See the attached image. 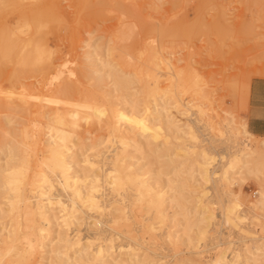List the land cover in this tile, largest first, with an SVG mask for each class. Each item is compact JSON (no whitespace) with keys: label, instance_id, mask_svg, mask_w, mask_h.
Segmentation results:
<instances>
[{"label":"rangeland","instance_id":"1","mask_svg":"<svg viewBox=\"0 0 264 264\" xmlns=\"http://www.w3.org/2000/svg\"><path fill=\"white\" fill-rule=\"evenodd\" d=\"M87 47L104 74L112 69L125 76L134 66L151 73L155 69L153 74L160 76L157 87L165 88L169 72L173 68L179 71L189 86L181 97L198 106L184 118L173 106L176 93L158 94L150 102L161 111L169 109L180 123L194 121L197 141L178 137L165 124L166 118L149 114L142 95L138 94L141 98H136L132 109L124 102L125 90L105 91L112 88L110 77L103 81L104 87H98L83 63L87 62ZM140 59L147 62L142 64ZM253 77H264V0H0V140L16 137L33 120L51 121L70 133L77 161L74 169L83 172L86 168L78 162L83 147L106 137L107 118L112 113L113 120L127 132L128 146L122 152L126 161L146 171L150 179L157 178L165 191L168 217L155 232V241L140 227L146 217L152 221L153 215L136 207L130 188L122 197L104 190L105 200L117 199L131 217L130 234L123 226V230H113L117 226L107 213L102 214L103 222L95 223L98 214L86 208L81 220L66 229L70 235L79 231L83 236L98 231L96 242L107 243L105 239L111 238L114 256L119 254L120 243L129 242L137 248L141 264H150L152 259L156 264H208L219 249L228 253L233 248L243 249L255 234H264V214L260 220H253L251 216L259 210L249 207L259 188H264V146L259 144L264 137L234 132L241 130V124L246 126L248 83ZM142 79L135 88L130 86L132 90L146 86L148 77L143 75ZM223 123L227 124L226 131L220 135L217 128ZM244 143L255 150L253 161L242 168L244 172L239 174L240 169H234L229 182L217 178L206 185L204 203L220 225L203 240L198 257L185 244L187 236L194 240L193 231L184 227L185 213L194 203L192 190L199 179L196 155L199 157L202 149L210 152L215 156L213 168L219 169L225 160L220 156ZM112 152L111 146L92 158L106 167ZM8 158V153H2L0 163ZM225 189L239 200L234 212L246 216L241 222L234 215L224 216L228 199ZM2 190L0 187V228L7 229L10 215ZM173 198L183 207L170 201ZM111 212L115 213L113 209ZM55 223L53 220L52 230L57 228ZM167 228L179 238L174 248L164 237ZM51 246H56L55 240ZM49 253L44 254L42 248L36 263L48 264ZM123 257L125 253L117 255L115 261ZM260 263L264 264V257Z\"/></svg>","mask_w":264,"mask_h":264},{"label":"bare ground","instance_id":"2","mask_svg":"<svg viewBox=\"0 0 264 264\" xmlns=\"http://www.w3.org/2000/svg\"><path fill=\"white\" fill-rule=\"evenodd\" d=\"M87 48V51L84 52L87 62L83 63L86 72L94 75L91 77L98 87L101 85L104 87L103 81L106 80V77H110L112 88L107 87L105 91L125 90L124 102L129 103L132 109L136 106V98L140 97L138 94L142 95L140 98L145 104L144 106L149 108V114L157 113L161 115V118H166L164 119L165 124L168 128L173 129L178 137L182 139L187 137L193 142L197 141L198 134L193 126L194 121L189 122L188 120V123H180L179 119L176 120V117L175 119L170 115L169 109L161 111L157 107L155 108L156 103L151 105L150 102L152 98L155 101L158 94L176 93L177 96L173 98V106L186 118L185 114H188V111L197 104L191 103V100L184 102L181 97L188 91L189 86H186L185 78L179 74V71L173 70L175 68L172 67V71L169 72V85L159 88L157 87L159 81L157 77L160 76L156 77V73L153 74L157 64L153 65L154 70L150 66L153 73L148 69L142 70L144 67L134 66L126 71L127 75L125 76L112 69H108V73L104 74L101 72L102 66L96 64L93 51H90L89 47ZM150 59L147 58L149 61ZM144 61L146 60L143 59ZM149 61L148 64L151 62ZM138 62H142L141 59ZM156 62L159 63V61ZM137 65L139 64L137 63ZM157 74L159 73L157 72ZM143 75L148 77L145 80L146 86L132 90L130 86L133 85L135 88V85L143 83ZM196 79L198 78L196 77ZM191 82L198 85L196 80ZM194 87L196 86H193V89ZM198 88L200 87L198 86ZM152 119L155 120L156 117ZM30 123L28 127L22 128L16 137L0 140V155L6 152L9 157L4 163H0V187L3 189V199L10 215L7 229L0 228V264H37L36 259L42 248L44 254L50 252L47 257L48 264H141L142 260L134 244L120 243L117 246L118 252L120 255L125 253L126 257L115 261V257L119 254L113 255L111 238L105 239L107 243H103L95 241L98 238V231L86 236L81 235L79 231H75L72 235L66 232V229L70 228L72 224L81 220V212L83 208H86V210L98 214L99 218L94 221L95 223L103 222L102 214L107 213L108 219L117 226L113 230L119 231L118 228L123 226L125 232L130 234L132 232L131 217L127 215L125 208L117 199L106 201L104 198L105 189L123 196L125 191L130 188L133 190L131 191L133 192L131 200L136 207L153 215L152 221H149L151 217L148 216L147 220L140 223V227L143 233H148L151 241H155L153 239L155 232L162 228L168 217L165 203L167 197L165 191L159 186L157 178L150 179L146 171H139L133 167V163L126 161L127 157L122 154L129 141L125 128L113 120L111 113L107 118L106 137L83 147V157L78 162H82L86 169L81 172L74 169L77 161L73 155L74 143L69 132L61 126L52 124L51 121L33 120ZM5 124H7V120H5ZM223 124L222 127L217 128L220 135L226 131L224 128L227 127V124ZM240 127V131L235 129L234 132L252 134L245 124H241ZM44 135H46V139ZM259 144L264 146V141ZM111 146L112 159L108 165L106 167L97 165L98 159L96 160L92 156L96 157L102 154L105 149ZM193 153H195L194 150H191V154ZM253 153L255 150L247 143L235 147L233 151L229 150L227 155L220 156L221 159L225 157V160L220 164L221 168H217L219 175L217 169L213 168L215 161L213 154L202 149L199 157L196 155L197 159L194 161L199 169V174H197L199 179L196 187L192 190L195 193L194 203L191 210L185 213L184 227L186 231H193L194 240L187 236L185 244L191 246L198 257L201 256L202 248L200 246L203 240L208 236V233L220 225L219 221H215L213 212L204 203L203 198L208 192L206 185L217 178L229 182L230 171L234 169L237 171L240 169L239 174L244 172L242 168L253 161ZM224 192L228 196L227 203L223 206L224 216L234 215L235 219L241 222L246 216L234 212V204H237L239 200L233 197V193L229 189H225ZM170 201H174L176 206L183 207L177 198ZM170 207L172 206L170 205ZM249 207L252 210H259V214L256 212L251 216L253 220H260L263 217V187L259 188L258 197L251 201ZM54 209L56 210L54 211ZM111 209L115 213H112ZM53 220L56 221V230H52ZM164 237L166 242L173 245V248L176 247L174 245L177 240L179 241V238L174 236V232L170 228L166 229ZM54 240L56 246L52 247L51 244ZM180 242L183 243L182 240ZM263 257L264 234L259 232L243 249L233 248L229 250V253L227 250L219 249L215 252L214 257L208 259L207 263L259 264V259ZM41 259L44 257L41 256ZM145 263L148 264V262ZM150 264H156V260L152 259Z\"/></svg>","mask_w":264,"mask_h":264},{"label":"crops","instance_id":"3","mask_svg":"<svg viewBox=\"0 0 264 264\" xmlns=\"http://www.w3.org/2000/svg\"><path fill=\"white\" fill-rule=\"evenodd\" d=\"M247 129L264 137V77L251 78L247 96Z\"/></svg>","mask_w":264,"mask_h":264}]
</instances>
